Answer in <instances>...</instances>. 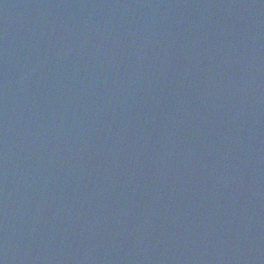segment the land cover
I'll return each instance as SVG.
<instances>
[{
    "label": "water",
    "instance_id": "obj_1",
    "mask_svg": "<svg viewBox=\"0 0 264 264\" xmlns=\"http://www.w3.org/2000/svg\"><path fill=\"white\" fill-rule=\"evenodd\" d=\"M0 264H264V0H0Z\"/></svg>",
    "mask_w": 264,
    "mask_h": 264
}]
</instances>
